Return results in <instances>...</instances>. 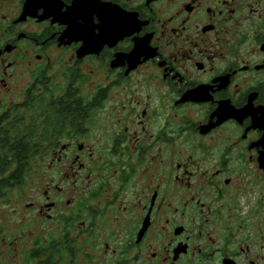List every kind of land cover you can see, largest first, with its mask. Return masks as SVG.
<instances>
[{
	"label": "flooded vegetation",
	"instance_id": "flooded-vegetation-1",
	"mask_svg": "<svg viewBox=\"0 0 264 264\" xmlns=\"http://www.w3.org/2000/svg\"><path fill=\"white\" fill-rule=\"evenodd\" d=\"M0 211L3 264H264V0H0Z\"/></svg>",
	"mask_w": 264,
	"mask_h": 264
},
{
	"label": "rangeland",
	"instance_id": "rangeland-1",
	"mask_svg": "<svg viewBox=\"0 0 264 264\" xmlns=\"http://www.w3.org/2000/svg\"><path fill=\"white\" fill-rule=\"evenodd\" d=\"M34 166H36V164H34ZM35 175L36 174H33L32 176L35 177ZM31 181H32L31 178L27 179V184L21 189L16 190L15 194L12 196V205L9 214L10 217L6 218V219H11L10 221L7 222L12 224V231H16V229H18V224L21 222L23 218L25 204L31 201L32 197L35 195L33 189L35 187H33L34 185H31ZM3 220H4V214L0 211V226L4 225ZM4 262H5L4 258H0V264H3ZM12 262L13 264H24L22 259L18 257V255L16 254H13Z\"/></svg>",
	"mask_w": 264,
	"mask_h": 264
},
{
	"label": "snow or ice",
	"instance_id": "snow-or-ice-1",
	"mask_svg": "<svg viewBox=\"0 0 264 264\" xmlns=\"http://www.w3.org/2000/svg\"><path fill=\"white\" fill-rule=\"evenodd\" d=\"M100 23H101V25H102V26L105 24V22H104V20H103V19H101ZM101 30L103 31V27H102V29H101Z\"/></svg>",
	"mask_w": 264,
	"mask_h": 264
}]
</instances>
